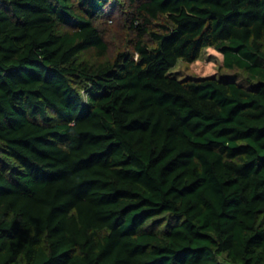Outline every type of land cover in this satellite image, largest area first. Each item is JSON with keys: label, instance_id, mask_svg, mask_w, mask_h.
Instances as JSON below:
<instances>
[{"label": "trees", "instance_id": "trees-1", "mask_svg": "<svg viewBox=\"0 0 264 264\" xmlns=\"http://www.w3.org/2000/svg\"><path fill=\"white\" fill-rule=\"evenodd\" d=\"M0 264H264V0H0Z\"/></svg>", "mask_w": 264, "mask_h": 264}, {"label": "rangeland", "instance_id": "rangeland-1", "mask_svg": "<svg viewBox=\"0 0 264 264\" xmlns=\"http://www.w3.org/2000/svg\"><path fill=\"white\" fill-rule=\"evenodd\" d=\"M118 8L121 7L117 4ZM118 15L117 11L112 10L111 16L115 18ZM115 21L103 23V32L107 40L110 43L109 52L111 55L118 51L119 47L126 45V38L122 33L121 29H117ZM230 71L224 67L223 54L214 47L205 48L200 57L192 62H187L182 59L178 60L177 64L170 70V73L177 75L181 79L185 78H203L208 76L221 77L222 75L228 74ZM236 74L239 80H245L246 73L243 71L235 70L231 71Z\"/></svg>", "mask_w": 264, "mask_h": 264}]
</instances>
